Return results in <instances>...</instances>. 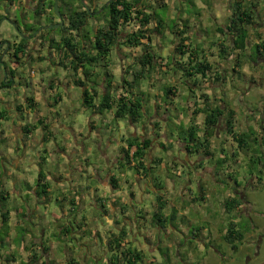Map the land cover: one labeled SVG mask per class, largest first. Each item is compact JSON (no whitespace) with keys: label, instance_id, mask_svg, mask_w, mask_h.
<instances>
[{"label":"rangeland","instance_id":"obj_1","mask_svg":"<svg viewBox=\"0 0 264 264\" xmlns=\"http://www.w3.org/2000/svg\"><path fill=\"white\" fill-rule=\"evenodd\" d=\"M11 1L13 4L10 3ZM105 1L103 2L102 0V3L97 5V8H102ZM206 1L208 0L177 1L173 2L168 10L166 7H153L151 15L154 16L156 14V16L163 19L165 33L162 32L158 36L155 33H150L151 42H149V45L151 46L152 54L157 59L156 62L160 61L158 58L166 61L163 66L173 62L172 58H175L178 62L181 59L185 61L188 56V50H184L186 51V55L184 56L177 53L175 50L179 45V41L167 29L171 30L173 28L176 22L173 21L175 18L179 19L181 23L188 20L189 22L185 23V25L189 27L186 34L189 41L185 45L193 50H197L201 57H205L209 62L220 63V65H217L219 67L217 72L222 75L223 80H213L210 87L209 82L197 77L195 79V83L197 84L194 85L192 82H187V80L181 78L178 72H172L175 67L172 64L167 66L169 69L165 67L163 70H160L166 72V74L160 72V77L154 75L158 83H153V87L148 85V80H141L139 90L143 89L145 91H141L142 93H157L160 92V88L164 84L174 86L178 90L177 97L173 98L175 99L173 103H175V110L176 108L179 110L172 111V118H169V123L166 124V127L168 126L166 134L169 139L173 138L175 141L182 139L184 129L186 128L183 125H179V121H183L186 124L188 120L190 122V120L194 119V122L202 129L203 116L199 115L195 117V115L191 116V113L195 110L194 102L201 105V102H198V100L202 96V91L210 89L211 99L215 96L217 103L222 100L230 104L236 111V131L250 136L251 139L256 138L258 144L248 142L250 150L238 151L235 163L230 161L220 168L218 167L219 160L217 158L219 148L222 147L226 153L237 151L236 142L232 141L224 133L225 126L222 119H220V123L215 130L216 138L212 139L211 147L214 155L217 156L213 162L209 158L200 156L188 157L182 147L183 144H177V142L174 144V141L171 142L173 147L167 149L166 147L169 146V142L163 138L165 141L162 143V146L155 147V156L161 159V163L159 166L155 165L156 177L153 174L150 178L152 182L165 184L164 191L160 192V194L164 193L163 197L167 201L163 214L167 217L174 216L173 219L168 221V225H175V228L179 226V229L178 234H173L170 232V227L159 229L157 232L156 227L153 226L150 217L154 209L151 204L153 202V195L157 191L154 192L153 189H150L149 197L142 201L140 200L141 202L136 201L138 199L135 197L137 203H132L126 193L124 201L128 205L127 208L130 209L131 206L134 209L135 207L144 208V213L137 212L138 215L135 218V222H137L135 230L138 231L139 229V234L135 240L137 242L130 241V236L128 235L125 238L130 246L134 245L137 251L143 253L144 260L142 264H264V60H254L252 57V46L256 43L255 33H259L264 39V0H259L261 18L256 20L255 26L248 28L249 37L246 50L240 59L243 63L241 68H238L239 74H234L231 71L233 60L221 61L218 59V51L215 44L221 35L215 28L216 26H223L227 23V19L226 17H219L216 22L217 24H215L209 16L211 14L215 15L213 8L217 4L213 0V3L210 5L211 9L208 7L205 9L204 3ZM231 1L222 0L221 6L225 13H221V15L230 12L228 9H230ZM21 2H25L26 4L28 2L31 3L30 0H0V41L12 42L16 35H19L17 27L23 29L27 25L28 28L35 29L33 33L36 34L41 29V31H46L48 29L47 26L51 25L49 23L51 22L50 18L42 19L44 23L48 24L43 28L32 24L35 18L30 14H23L24 11L22 10L25 4L21 5ZM29 3L27 4L26 11L31 10L28 9L31 8ZM88 4L90 5V3ZM20 5L23 9L19 7ZM57 6L58 8L60 7L59 12L64 14L65 11L61 0L57 1ZM49 13L51 18L53 17L57 21H55V24L58 23L59 19L55 15L53 16L51 11ZM105 14L106 10H103L101 13L100 10H97L96 15L91 18L93 20L98 18V20H101L105 17ZM184 14L187 16L185 19L182 18ZM169 17L172 20H168ZM37 20H40V16H37ZM40 22H37V24ZM64 22H66V18ZM97 24H99V21L96 22V25L95 22L91 21L88 26H85V32L89 31L93 33V29ZM154 28V26H151L149 30H154ZM57 29L59 28L52 29V32H48L51 30L48 29L47 33L43 35V39L47 42H49V38L58 40ZM134 30H136V27L130 25L125 27L123 32H132ZM85 32H82L80 36L86 34ZM144 44H147V41H144ZM132 51L135 52V49H132ZM133 52L131 50L128 52L129 57L133 56ZM137 52L135 54H141L142 49H138ZM44 53L48 57L47 52L45 51ZM112 60L115 64L112 63L110 70L114 72L115 80L117 79L118 82L123 77L121 73L126 76L124 71L130 70L132 67L129 65L119 66L120 57L116 51H113ZM44 63L50 62L47 60V63ZM39 67H41V63L35 62L21 69L18 74H15V83L18 84L19 80L23 83L16 86L19 92H16L15 88L11 87V91L7 95L5 93V98H14L19 93L24 94L25 83L27 85L32 83L30 68L37 70ZM56 67L53 65L49 67L53 78L61 80L70 78V72L66 74V71L62 69L63 67L58 69ZM4 75L0 67V80ZM65 75L68 76L65 77ZM37 77H39V74ZM50 79L52 78L44 80L48 82ZM100 81L99 79L98 84H100ZM70 86L69 92L64 90V88H59V93L62 97V103L59 106H56L54 98L42 97L41 99H45V101L40 100L39 107L42 117H45V115L49 116V111H52V115L59 118L60 125L63 126V129L55 128L52 132L53 146L47 148L48 163L42 166V170L51 178V181L58 175L63 178L62 183L65 186V191L62 192V195L61 191L58 192L56 190L57 185L52 182H49L51 192L49 193V202L47 203L38 202L33 195L28 194L29 174H24L22 169H19L16 174L15 171L9 168V164L12 162L11 158L15 159L23 156V145L20 146L21 150H17V146H14V150H16L15 155L13 152H9L6 146L0 145V149L7 156L5 160L7 164L4 165L0 160V178L3 179L2 182L0 181V189L5 188L7 191L10 189L14 191L15 188L17 192L21 193L18 197L14 195L7 197L4 194L0 197V264H15L7 261V258H11L9 255L11 251H14L12 256L16 260V264L27 262V258L32 252L29 249L21 252L18 248H20V244L31 241L34 233H37L34 243L24 245L27 248L33 247L32 251H34L33 253H35L38 259L37 264L41 262H45L46 264H65L70 257L78 260L80 264H116L109 261L110 254L106 252L107 246L104 243L103 247V239L99 237L101 235H109L110 233L116 234L119 232V228H121L120 224H113V227L111 226L112 229H109L110 226L104 224L101 226L99 221L105 208L102 210L99 206L98 208L88 206L87 203L90 202L88 198L86 200L80 198L81 203L76 201V205L73 207L74 211L70 210L72 205L68 202L72 198L71 193L74 190L70 188L69 181L74 168L78 167L75 162H69L67 155L65 156L62 152L57 153V147L62 145L67 149L68 144H70L71 148L73 147L79 151L80 157L77 159L80 160L79 169L83 172L76 174L73 179L75 181L78 180L77 182L80 187L83 185V188L87 185H91L90 187L97 185L96 182H92L88 174L91 170H94L93 167L101 173H106V171L114 173L122 181L124 180V176H127L128 181L136 183L138 175L134 170H129L124 164L116 165L115 168L111 167L115 165L114 161L118 157V144L115 140H112V137L114 136L115 139H119V137L128 138L127 133H135L136 127L131 126L125 119H114L106 112L102 115L92 114L90 110L84 109L81 106L82 89L75 86L72 81ZM190 89L194 93H190ZM68 93L70 94L68 95ZM187 101L188 103H186ZM184 103L190 108L191 112L188 114L181 112L186 111ZM49 104H51V107H49ZM4 109L6 110L5 106L0 102V112L5 111ZM13 114L16 116V112H13ZM160 115L163 116V113H159ZM30 117L29 119L36 126L37 132H33V139H30V145L26 147L29 148L31 155L28 165L33 163L34 165L38 164L37 167H40L38 151L42 149V128L40 124L36 123L35 115ZM178 117L181 119L178 120ZM91 125H94L100 133L97 131L91 132ZM163 126L164 123H160V127ZM70 127H73V130H75L74 136L71 133ZM107 130H112V132L107 133ZM155 130L157 133L161 132L156 127ZM75 137L77 142H74ZM163 139L160 138V140ZM19 143L21 144L20 140ZM254 154H256V157H261V163L258 166L251 162L253 158V160H256L252 156ZM200 161L203 162V165L197 167ZM214 165H217V168ZM8 171L15 173L13 176H17L19 179L17 183H12L8 179ZM195 172L196 174L199 172L201 176L194 175L193 173ZM229 176H232L233 179H229ZM257 178L262 179L261 183H256ZM235 181L236 184L234 183ZM5 182L8 183L4 184ZM198 187L205 189L208 203L205 207L201 205L202 209L200 211L197 208H192L191 214H188L190 213L188 212L190 203L187 199L190 195L187 188L190 190L192 196L197 197ZM139 192L136 190L135 196ZM62 196L66 197L67 202H60V197ZM233 196L240 203V210L234 211L232 214H226L222 205L223 199L224 197ZM156 197L157 195H155ZM184 198H186V202L182 203ZM193 203H195V207H200L201 202L193 201ZM64 204L65 206L62 208L61 206ZM173 205L175 207L172 209L171 206ZM182 208L185 209L186 213L182 211ZM5 211L11 213L10 229L8 225H2L1 213ZM29 211L33 212L32 216H29ZM64 212L65 216H63ZM12 213H16L17 215L12 216ZM140 217H142L145 225L140 223ZM203 217L205 218L203 219ZM17 221H20L19 227L13 226V223L16 225ZM231 221L236 223V229H240L244 235L242 241L235 243V248L227 244L223 239L225 229L229 227ZM59 229H65V231L60 232ZM39 231L45 233V236H41L38 233ZM94 235L99 237H95ZM167 235L170 239L165 237ZM100 240L101 242H99ZM44 246L46 249L42 250ZM154 247L157 249L156 252L153 250L155 249Z\"/></svg>","mask_w":264,"mask_h":264},{"label":"trees","instance_id":"obj_2","mask_svg":"<svg viewBox=\"0 0 264 264\" xmlns=\"http://www.w3.org/2000/svg\"><path fill=\"white\" fill-rule=\"evenodd\" d=\"M58 1V0H57ZM64 8V14L60 12L61 15L65 16L66 22L63 23L57 33L59 39L54 41L53 39L48 40L50 44V49L55 51H61L63 53V60L68 59L67 67L72 71L73 79L72 83L82 89L81 100L82 107L88 109L94 115H102L104 112H110L113 110L114 119H125L129 121L132 125L141 123L146 116V109L144 104V94L139 90L140 82L143 79L148 80L149 86L153 87V83H158V80L154 78V75H158V66L155 64V57L151 51L148 50V46H145L142 41L151 42L150 33L158 34L162 33L164 26L163 19L159 16H152V9L150 3L144 4V0H107L102 6L100 13L106 10L104 18L100 20L96 19L99 24L95 27L93 34L89 37L82 36L84 41L89 42V47L87 45L78 42L74 35H79L86 25V21L89 17L95 16L97 10H90L83 0H61ZM91 1H101V0H91ZM159 4H162V0ZM149 2V1H148ZM259 0H232L230 4V14L227 18V23L224 28H216L217 32L220 33L221 37L217 40L215 46L218 48V59L221 61L233 60L231 65V71L234 74H239L238 68H241L243 53L247 47V41L249 37L248 28L255 26L256 20L261 18V13L259 12ZM163 7V6H162ZM60 8V7H59ZM88 9V10H87ZM51 11L54 16V0H37L36 9L34 11L35 16L39 17ZM60 11V9H59ZM264 12V7H263ZM155 21L156 29L149 30L148 25ZM173 21H176L175 19ZM186 23V21L184 22ZM134 25L136 30L132 32H126L122 38V32L125 27ZM177 21L173 25L170 31L179 40V45L176 52L184 56L186 54L185 49L188 50V57L185 61L178 62L174 59L173 62L168 63L166 66L173 64L174 69L172 72H178L180 77L187 82L195 83V79L200 77L202 79L207 78L209 75H213L214 80L222 81V75L217 72V69L213 67L212 64L207 62L201 57L197 50L191 49L189 46L185 45L188 41L186 36L188 31V26L185 24L181 28L176 29ZM19 30V27H17ZM35 29H29L27 31L34 32ZM48 30V29H47ZM46 30V31H47ZM48 32H52V29ZM225 32V34H224ZM41 36V35H40ZM256 43L253 47V59L254 60H264V39L259 33H255ZM120 38H122L120 40ZM26 38L22 37L20 43H24ZM230 42V43H229ZM229 43V45H228ZM119 45L125 46L127 48H137L141 47L143 54L135 58L134 65L135 68L124 71L126 76L121 77V80L115 82L113 75L109 74L107 71L110 53ZM23 46V45H21ZM64 67V66H63ZM92 67L101 68L104 74L99 72H94ZM237 69V70H236ZM106 70V71H105ZM80 73V75L78 74ZM166 74V72H163ZM100 75L103 76L104 85L103 92L97 91L98 87L97 80ZM8 86H0V88H5ZM160 97L162 104L173 105V99L170 98L177 97L178 90L174 86L163 85L160 88ZM190 93H194L191 89ZM202 106L199 107L194 103L195 110L191 113V116L195 117L199 114L203 116L202 129L199 125L192 119L189 123H183L179 121V125H183L184 129L182 139L175 141L174 143L183 144L185 154L188 157L200 156L204 158H209L211 162L217 157L214 155L212 150V139L216 138L215 130L217 129L220 119L223 120L225 131L227 137L237 144V151H232L226 153L223 151L222 147L219 148L218 153V167H222L227 162L235 163L238 156V151L240 150H250V145L248 142H253L258 144L257 139H251L250 136L243 133H238L236 131V117L237 113L230 104L221 100L217 103L216 98H207L206 95H202ZM33 106L29 104V108ZM198 108V109H197ZM19 110V109H18ZM161 110V105L157 104L155 107V116H158V111ZM179 109L175 107L170 113L172 118V111H177ZM187 114L185 111H181ZM4 115V111L0 112V119ZM168 118V119H169ZM193 118V117H192ZM157 123H160L157 120ZM157 123L155 125H157ZM177 124V123H176ZM32 127H26L24 135H29L31 133ZM157 136L159 137L158 133ZM25 136V137H26ZM125 146L121 148L120 152L123 156V161L121 165L124 164L129 170H134L138 176H143L144 178H149L150 174L154 169L153 166H147V155L150 147V140H139V138L126 139L123 141ZM135 147V150L130 153V149ZM173 145L169 143L167 149L172 148ZM255 151V150H253ZM256 152V151H255ZM256 160H251L256 166L261 163V157L256 154L252 155ZM153 164L160 165L161 159L155 158L152 160ZM213 164V163H212ZM203 165L200 161L197 167ZM217 168V165H214ZM261 173V171H259ZM229 179H233L229 176ZM43 180V173H38L37 181L39 183V191L37 195L43 197L46 201L49 200L47 192V184H40ZM260 178H257L256 183H261ZM236 184V181L234 182ZM109 184L113 189H117V182L114 177L109 178ZM156 189L162 191L164 185L160 183H154ZM190 193V190H188ZM3 196L0 194V197ZM133 193H129V198L132 199ZM154 211L151 215V222L154 227L160 229H165L168 221L173 219L174 216L167 217L163 214L167 202L162 198L157 196L155 198ZM192 201H200L196 197ZM223 209L226 214H232L237 211L240 203L236 197H226L223 199ZM102 209L103 206L100 205ZM144 213V211L138 212ZM103 214L107 216V211L103 210ZM146 215V214H145ZM137 217V216H136ZM142 217H140L141 219ZM8 220V212L1 213L2 225H6ZM141 224L144 222H140ZM229 227L225 229V235L223 237L224 241L235 248V243L242 241L244 238L243 232L240 229H236V223L231 221ZM65 231V230H64ZM126 231L121 230L117 236L109 239L106 242V246L110 251L109 261L116 264H142L143 263V253L137 251L135 248L130 246V244H123L126 238ZM123 244V245H122ZM11 258H7L10 261ZM37 256L30 255L27 262H22L21 264H37ZM40 264H45L41 262ZM65 264H80L78 260L70 257L67 259Z\"/></svg>","mask_w":264,"mask_h":264},{"label":"crops","instance_id":"obj_3","mask_svg":"<svg viewBox=\"0 0 264 264\" xmlns=\"http://www.w3.org/2000/svg\"><path fill=\"white\" fill-rule=\"evenodd\" d=\"M30 1H31V3L28 2L31 5V8H28V9H31L30 11H26V7L28 6L27 5L28 3L26 4L25 2H21L22 3L21 5L25 4V7L23 6L24 9L22 8L21 5L19 7L23 9L22 11H24V13L23 12L22 13L24 15L30 14L31 16H33L35 18L34 23H32V24H36V26L40 25V27L42 25H48V24H46V23H44L42 21V19H45V18H50L51 19V22H49L51 25L55 24L56 20L53 19V17L51 18L49 11L47 13H45L44 15L40 16V20L38 21L37 17L34 14V11L36 9L37 0H30ZM104 1L105 0H103V2ZM106 1H105V3H106ZM177 1H182V0H162L161 1L162 2L161 5L159 4L160 1H158V0H144L143 3L144 4L150 3L152 5V8L153 7L154 8H158V7H162L163 6V7H166L167 10H168L170 5L173 2H177ZM214 1H215V4H217L213 8V12H215V15L210 13L211 15L209 17L212 18V20L214 21L215 24H217L216 22L219 19V17H223V18L226 17V19H227L230 13L227 12V14L221 15V13H225L223 7L221 6L222 5V0H214ZM83 2L87 5V7L91 11L92 10H101V8L100 9L97 8V5L102 3V0L98 1V2L91 1V0H87V2H86V0H83ZM10 3L13 4L12 1ZM88 3H90V5ZM211 3H213V0L206 1L204 3L205 4L204 5L205 9H207V7L210 8ZM19 4H20V2H19ZM230 4H231V2H230ZM218 5H219V7H218ZM199 8H202V7H199ZM150 10H152V9L150 8L149 11ZM228 10H230V9H228ZM219 15H221V16H219ZM186 17L187 16L185 14L182 16V18H184V19ZM104 20H105V18H104ZM168 20H172V19L169 17ZM175 20L177 21L176 29L181 28V26L183 24H185L184 23L185 21L181 23V21L179 19L175 18ZM40 21H42V22H40ZM91 21L93 23L95 22V25H96L97 20H93L91 17H89L88 20L86 21V25L88 26ZM37 22H40V23L37 24ZM187 22H189V21L187 20ZM225 25H226V23L223 26L222 25L216 26V28L217 27L224 28ZM85 26H84V30L82 32H85ZM151 26H154L155 27L154 29H156L155 21L151 22L148 25V29ZM41 28H43V27H41ZM29 29H33V28H29ZM94 29H93V31H94ZM166 29H167V27H166ZM188 29H189V27H188ZM27 30H28L27 25H25L23 29H21L19 27V30H17L19 35H16L15 39L12 42L0 41V43H1V48H0V67L2 68V71L5 74L3 76V78L0 80V86H2V84L4 86H8V87H5V88H0V102L6 108V110L4 109L5 110L4 111V115H2V117L0 119V145L1 146H6V148L9 149V152H13L14 155L16 154V150H14V146H17V148H18L17 150H21L20 146L23 145V153H22L23 156L22 157H17L15 159L11 158L12 162L9 164V166H10L9 168L11 170L15 171L16 174H17V171L19 169H22L24 174L28 173L29 174L28 176H30V177H28V179H29V193L28 194L33 195L38 202L47 203V202H49V200L46 201V199H44L42 196L39 197L37 195V192L39 191V188H38L39 183L37 181L39 172L43 173V180L40 181V184H44L45 183V184L48 185V187H47L48 197H49V193L51 192L49 182H52V183L57 185L56 186V190L58 192L61 191V195H62V192L65 191V186L62 183L63 178L60 175L54 177L53 181H51V178L47 174H45L44 171L42 170V166L44 164L48 163V158H47V155H46L47 148L53 146V143H52L53 142V133L52 132L54 131L55 128L56 129H63V126L60 125L59 118H57L56 116L52 115V111H49V116L45 115V117H42L40 115V111H39L40 100H42L41 99L42 97H44V98H46V97L51 98L52 97V98L55 99L56 106H59L62 103V97L60 96L59 88H64V90L69 92L70 91V87H71L70 84H71V81L73 79V75H72V71L67 67L69 60L68 59L63 60V53L60 50L59 51H57V50L55 51L54 49H50L49 42H47V41H45L43 39V37H44L43 35L40 36V31H38L36 34H34V33L30 32V31H27ZM159 30H162V32L165 33V26H163L162 29L159 28ZM167 31H169V29H167ZM45 32L47 33V31H45ZM85 33L86 34H83L81 36H80V34L79 35H74V38L78 42L82 43V45L85 44V45H87V48H90L89 47L90 46L89 42L88 41L86 42V40L84 41V38L82 36L89 37L93 33H90L89 31H87ZM125 33L126 32H122V35H121L122 38L124 37ZM224 34H225V32H224ZM155 35L158 36L159 34L155 31ZM22 37L26 38L25 39L26 41H24V43H22V42L20 43V40H21ZM122 38H120V40ZM53 40L57 42L56 39H53ZM144 41H142V43H144ZM46 43H48V44H46ZM21 45H23V46H21ZM145 46H148L149 47L148 50L151 51V46L149 45L148 42H147V44H145ZM132 49H135V52L138 53L137 52L138 49H142V48L141 47L127 48L125 46L119 45L113 50V51H116L119 54V57H120V65L119 66L123 67L122 65H129L130 67L135 68V66H133L134 62H135V58L139 57L140 55H142L144 51H142L141 54H135V52H133ZM130 50H131V52H133V54H132L133 56L132 57H129V55H128V52ZM45 51L47 52V56L48 57H46V54L44 53ZM113 51L110 53V57H109L110 60H109V63H108L109 66L107 68V71H109V74L114 76V72H112V70H110V67H111L112 63L115 64V62L112 60ZM217 51H218V48H217ZM154 57H155V55H154ZM203 58L207 62H209L208 59H206L205 57H203ZM158 59L161 62L160 61L156 62L157 59H155V64L158 66V69H159L157 76L160 77L161 76L160 72L162 73V71H160V70L161 69L163 70V68H165L163 66V64L166 61H164V59H161V58H158ZM172 59L174 60L175 58H172ZM47 60L50 63H47ZM180 61H184V60L181 59V60H179V62ZM35 62H37L39 64L41 63V67H39L37 70H33V69L30 68V73H31L30 77H32V83L29 84V85H27L25 83V86H24L25 87V89H24L25 93L24 94L23 93H19L14 98H9V99L5 98L6 97L5 93L7 95L11 91L10 90L11 87L15 88L16 92H19L17 90L16 86L20 85L21 83H23L21 80H19L18 84H16L15 83L16 79H15L14 75L18 74L21 71V69H23L26 66H28V65H30L32 63H35ZM44 62H46L47 64H45ZM209 63L212 64L213 67H215L217 69V71H218L219 67L217 65H220V63H217V62H209ZM52 65L53 66H57L56 67L57 69L64 66L62 69L64 71H66V74H67V72L71 73L70 74V78L69 79L64 78L63 80L58 79V78H53L52 75H51V72H50L51 69L49 68ZM92 68L95 70L94 72H96V73L99 72L100 74H104L103 69L97 68V67H92ZM38 74H39V77H37ZM78 74L80 75L79 72H78ZM45 76H47V77L45 78ZM67 76L68 75H65V77H67ZM121 76H124V75H122V73H121ZM50 77L52 79H50L48 82H45V80L46 79L48 80ZM100 78H101V80H104L102 75H100L99 79ZM99 79L97 80V82L99 81ZM222 79H223V77H222ZM204 80L209 82V86L211 87L212 86V81L214 80V77H213V75L212 76L209 75ZM115 82H117V79L115 80ZM99 83L100 84L98 85V87H96L98 93L99 92H103V90H104L103 89L104 81H100ZM164 85H167V84H164ZM141 91L145 92L143 89H141ZM160 93L161 92H157V93H155V92L143 93L144 94V100L146 101V103L144 104V107L146 109V116H145V118H143L144 120L141 123L135 124V125H132L128 121L131 126L136 127L135 128V133H133V134H128L127 133L128 138L119 137V139H115L114 136L112 137V140H115L117 142V144H118V157L114 161L115 165L111 166V167L115 168L116 165L121 164V162L123 161V156L121 155L120 150H121L122 147L125 146V143L123 142L124 140L132 139V138H139V140L143 141V140L146 139V140H150V142H151L149 150H148V155H147L148 156L147 157V159H148L147 166L148 167L149 166H153L154 167V169L152 171V174H150V177H152L153 174H155V177H156L155 164H153L152 160H155V158H157V159H160V158L155 156L156 155L155 147L162 146V143L165 141L163 138H165L166 141H168L170 143V145L172 144L171 142L174 141L173 138L169 139L167 137L166 132L168 130V126L166 127V124L169 123V119L168 118L170 117V113L167 112V111L168 110L171 111L175 107V103H173V105H164V104H162L161 100H159L160 97H158V96H160ZM21 94H23V95H21ZM69 94L70 93H68V95ZM202 95H206L207 98H210V95H211L210 89L202 91ZM201 97L202 96H200V99L198 100V102H201V105H199V103H196V105L199 106V107L202 106ZM213 97L216 98L215 96H213ZM170 98L173 99V97H171V96H170ZM174 100L175 99H173V101ZM42 101H45V99H43ZM186 103H188V101ZM186 103H184V107H185V110H186L185 112L188 114L191 111H190L189 106L185 105ZM194 103H193V105H194ZM29 104L32 105L33 107L29 108ZM157 104L161 105V110L158 111V113H157L158 116L157 115L155 116V107H156ZM50 105L51 104H49V107H51ZM13 112H16V116L13 114ZM161 112L163 113V116L162 115L159 116V113H161ZM106 113H108L109 115H111V117L114 118L113 110L110 111V112H106ZM32 115L36 116V123L40 124L41 128H42V140H41L42 149L38 151L39 152L38 156H39V161H40L39 162V164H40L39 166L40 167H37L38 164L34 165L33 163L28 165V163L30 162V159H31L30 158L31 155H30L29 148H26V147H27V145L28 146L30 145V139H33V135H32L33 132H35V133L37 132L36 126L32 123V120L29 119V118H31L30 116H32ZM199 115H202V114H199ZM199 115H197V116H199ZM177 119L180 120L181 118L178 117ZM157 120L160 123H162V124L164 123V126L160 127V123H157ZM156 123H157V125H155ZM187 123H189V120L187 121ZM138 125H139V127H138ZM26 127H32L31 128V133L29 135H27V136L24 135V132L26 131ZM155 127L161 131V132L158 133L159 137L157 136V134H155V133H157V131L155 130ZM90 131L91 132H96L97 131L94 125L90 126ZM108 131L109 130H107V133H111L112 132V130H110L109 132ZM97 132H99V131H97ZM71 133H72L73 136L75 135V130H73V127L71 128ZM132 135H134V136H132ZM160 138H162L163 140H160ZM19 140H20L21 144L19 143ZM75 141L77 142L76 137H75L74 142ZM155 144H156V146H155ZM177 144H179V143H177ZM76 145H78V144H76ZM169 149H171V148H169ZM134 150H135V147H132L130 149V153H132ZM157 150H158V148H157ZM59 152H62V154H65V156L67 155L69 162H75V164L78 167V168H74L72 177L70 178V181H69L70 182V188L72 190H74L71 193V197L72 198L68 202V203H70L72 205L70 210L72 212L74 211L73 207L76 205V201L81 203V201L79 200L80 198H82L84 200H86L88 198L89 201H90V202L87 203L88 206H94L96 208H98V206H99V208H101L100 207V204H101V206H103V208H105L104 210L107 211V216L104 215L103 212L101 214V220L99 221L101 226L104 224L106 226H110L109 229H112L113 224H115V225L116 224L117 225L120 224L121 228H119V232L121 230H123V229L125 231H127L128 228H129V230L127 231L126 235L130 236V241L137 242L135 240H136V238H137V236L139 234V229H138V231L135 230V226L137 225V222H135V218H136V215H138L137 212L143 211L144 208L143 207H140V208H136L135 207V209H134L133 206H131L130 209L127 208L128 205L125 203L126 201H124L126 193L128 195V198H129V193L130 192L133 193L132 199L129 198V200L132 203H135L136 201H140V200L142 201L143 199L148 198L149 194H150V189H153L154 192L157 191L153 195V199H152L153 202L151 204V205H153V209H154L155 195H157L159 197H162L166 201L165 197H163L164 193L160 194V192H163L164 189L162 191L156 189L155 186H154L155 181L152 182L150 177L149 178H144L143 176H138V177H136V183H134L133 181L132 182L128 181L127 180L128 179L127 176H124V180L122 181L114 173H110L109 171H106V173H101L99 171H96L95 167H93L94 170H91V172L88 173V174H89V177L91 178L92 182H96L97 185H94L93 187H90L91 185H89V186L87 185V186H85V188H83V186H84L83 185V186L80 187L79 183L77 182L78 180L75 181L73 179V177L76 174H80L81 172H83L82 170L79 169L80 160L77 159V158L80 157L79 151L77 149L73 148V147L71 148L70 144H68V148L67 149L64 146H62V145L60 147H57V153H59ZM3 157H4V160H3ZM6 158H7V156L5 155V152L0 149V160L3 162L4 165L7 164V161H5ZM177 158H178V156H177ZM15 173H11L10 171H8V175H9L8 179L11 180L12 183L13 182L17 183V181H19L17 176H13V174H15ZM193 174L194 175H200L199 172H198V174H196V172L193 173ZM79 176L81 177V175H79ZM110 177H114V179L116 180L117 189H113L110 186V184H109V178ZM158 179H161V178H158ZM2 180L3 179L0 178L1 182H2ZM167 180H169V179H167ZM255 180H256V178H255ZM7 183L8 182H5L4 184H7ZM150 184H152V185H150ZM198 186H199V184H198ZM75 188H77V190H75ZM164 188H165V184H164ZM136 190L140 191L138 193L139 196L138 195L135 196ZM187 190H189V189L187 188ZM0 194H4L5 196L7 195V197H9V195H14V196L18 197L21 193L17 192V190L15 188H14V191L12 189L7 191L5 188H3V189H0ZM189 195H190V197L187 199V201L190 203V207H189V211H188L190 213H188V214H191L192 208H194V209L197 208L200 211L202 209L201 205L203 207H205L207 205V203H208L207 195L205 194V189L202 188V187H198V196H197L200 199L199 202H201L200 207H195V203H193V201H192V200H194L196 198V196H192L191 192L189 193ZM135 197L138 200L135 201ZM65 198L66 197H64V196L60 197V202L61 203L67 202ZM224 198H226V197H224ZM57 202H58V200H57ZM185 202H186V198H184V201H182V203H185ZM169 203H171V202L169 201ZM182 205H184V204H182ZM64 206H65V204L62 205L61 207L64 208ZM171 207L173 209L175 206L173 205ZM240 207H241V205L239 206L237 211L240 210ZM183 208H184V206H183ZM183 208H182V211H184V213H186L185 209H183ZM5 212H8L7 225H8V228H9L10 227L9 222L11 221V213H9V211H5ZM29 213H30L29 216L33 215L32 211L31 212L29 211ZM199 214L202 215L201 213H199ZM14 215L16 216L17 214L16 213H12V216H14ZM65 215L66 214L64 212L63 216H65ZM204 218L205 217H203V219ZM140 221H142V218H141ZM19 225H20V221H17L16 225L13 223V226L19 227ZM174 226H171V225L167 224L166 228L170 227V232L171 233L178 234L179 226H178V228H175ZM156 229H157V232H158V230L160 228L156 227ZM63 230H65V229H59L60 232H62ZM134 230H135V232H133ZM129 231H130V233H129ZM119 232H117L116 234L110 233L109 235H106V236L105 235L104 236L101 235L100 237L96 236V235H94V236L103 239L102 243H103V247H104V243L106 244V242L109 239L113 238L114 236H117ZM38 233L41 236H45V233H43V232L41 233L39 231ZM35 236H37V233H34L32 240L27 242V243H30V245L32 243H34V241H35L34 238H36ZM165 237L167 239H170L168 235L165 236ZM99 238H98V240H99ZM126 241L127 240L124 239V241H123L124 245L128 244V241L127 242ZM99 242H101V240ZM27 243L25 242L24 244L26 245ZM24 244H20V248H18V250L23 252L26 249H29L32 252L31 255H35V253H33L34 251H32L33 247L32 248H27ZM132 247L135 248L134 245ZM154 248L155 249H153V250H155V252H156L157 249H156V247H154ZM45 249L46 248L44 246L42 248V250H45ZM106 250H107L106 252H109L108 254H110V251H109L108 247H106ZM13 254H14V251H11L10 254H9L10 257H11L10 262L11 263L13 262V263L16 264V260H14L13 259L14 257L12 256ZM27 260H28V258H27Z\"/></svg>","mask_w":264,"mask_h":264},{"label":"water","instance_id":"obj_4","mask_svg":"<svg viewBox=\"0 0 264 264\" xmlns=\"http://www.w3.org/2000/svg\"><path fill=\"white\" fill-rule=\"evenodd\" d=\"M88 10V9H87ZM54 15L56 16V18L59 19V22L57 24H52L47 26L48 29H56L59 28L63 25V18L62 15L59 12V8L57 6V0H54ZM0 48H1V43H0Z\"/></svg>","mask_w":264,"mask_h":264},{"label":"flooded vegetation","instance_id":"obj_5","mask_svg":"<svg viewBox=\"0 0 264 264\" xmlns=\"http://www.w3.org/2000/svg\"><path fill=\"white\" fill-rule=\"evenodd\" d=\"M62 18H63V20L65 21V16H63L62 15ZM40 26V25H39ZM45 25H42L41 27H44ZM42 30V29H41ZM40 30V35L42 36V35H45L46 34V32L45 31H41ZM49 39H51V38H49Z\"/></svg>","mask_w":264,"mask_h":264},{"label":"clouds","instance_id":"obj_6","mask_svg":"<svg viewBox=\"0 0 264 264\" xmlns=\"http://www.w3.org/2000/svg\"><path fill=\"white\" fill-rule=\"evenodd\" d=\"M64 21V20H63Z\"/></svg>","mask_w":264,"mask_h":264}]
</instances>
